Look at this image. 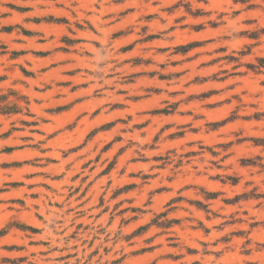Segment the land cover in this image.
I'll list each match as a JSON object with an SVG mask.
<instances>
[{
	"label": "rangeland",
	"instance_id": "1",
	"mask_svg": "<svg viewBox=\"0 0 264 264\" xmlns=\"http://www.w3.org/2000/svg\"><path fill=\"white\" fill-rule=\"evenodd\" d=\"M0 264H264V0H0Z\"/></svg>",
	"mask_w": 264,
	"mask_h": 264
},
{
	"label": "trees",
	"instance_id": "2",
	"mask_svg": "<svg viewBox=\"0 0 264 264\" xmlns=\"http://www.w3.org/2000/svg\"><path fill=\"white\" fill-rule=\"evenodd\" d=\"M237 2L241 3V4H245L248 2V0H237ZM199 44L198 43H191V44H188V45H185V46H179L176 48L177 52H182V53H186L188 52L189 50H191L192 48L198 46ZM260 64L263 63V60H260L259 61ZM248 68L250 69H255L256 67L253 66V65H248ZM162 113H166L167 114V111H162ZM225 121H222L220 124H223ZM255 143H258V141H254ZM209 198H215L216 194H208ZM240 197H236L234 198L232 201H228V203H235L237 202V200H239ZM197 206H199V208H201V203H197ZM174 222L173 221H169L165 226H171V224H173Z\"/></svg>",
	"mask_w": 264,
	"mask_h": 264
}]
</instances>
